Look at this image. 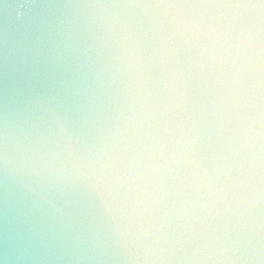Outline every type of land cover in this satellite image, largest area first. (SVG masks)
Wrapping results in <instances>:
<instances>
[{"label": "clouds", "instance_id": "clouds-1", "mask_svg": "<svg viewBox=\"0 0 264 264\" xmlns=\"http://www.w3.org/2000/svg\"><path fill=\"white\" fill-rule=\"evenodd\" d=\"M0 264H264V0H0Z\"/></svg>", "mask_w": 264, "mask_h": 264}]
</instances>
